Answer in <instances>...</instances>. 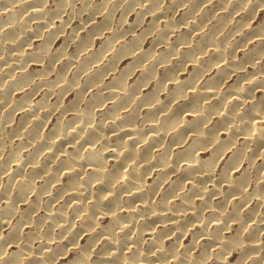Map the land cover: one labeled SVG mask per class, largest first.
Wrapping results in <instances>:
<instances>
[{"label": "bare ground", "instance_id": "obj_1", "mask_svg": "<svg viewBox=\"0 0 264 264\" xmlns=\"http://www.w3.org/2000/svg\"><path fill=\"white\" fill-rule=\"evenodd\" d=\"M76 1L0 0V264H264V0Z\"/></svg>", "mask_w": 264, "mask_h": 264}, {"label": "rangeland", "instance_id": "obj_2", "mask_svg": "<svg viewBox=\"0 0 264 264\" xmlns=\"http://www.w3.org/2000/svg\"><path fill=\"white\" fill-rule=\"evenodd\" d=\"M82 1L84 2L85 0H79V1H76V3H75L76 6H74V7H75V8H74V11H75V12L78 11L79 8H81V4H83ZM93 2H95V0H93ZM49 5H50V3H49ZM49 5H48V6H49ZM83 16H84V14H83ZM84 18H86V16H85ZM116 18H117V17H116ZM174 18H175L176 20L178 19L177 16H175ZM261 18H262V16L259 17V18L256 20V22L259 23V21H260ZM135 19H136V18H135V15L132 14V13H130V14L128 15V17H127V20H126V23H125L126 25H125L124 29L126 30V28L129 27V24H131ZM77 23H78V22L75 20V21H73L70 25H72V27H74V26L77 25ZM257 23H256V24H257ZM70 25H69V26H70ZM147 40H148V41H147ZM149 40H150V39H148V38L145 40V43H144L145 45H144V46L147 47V45H148L149 42H150ZM146 41H147V42H146ZM96 42H97V43H100V40H96ZM146 43H147V45H146ZM55 45L58 46V45H60V43L57 42V44L55 43ZM55 45H54V46H55ZM54 48H55V47H54ZM72 49H73V48H72V46H71V47L69 48V52H71ZM124 65H125V63H124L122 66H124ZM29 67H30L31 69H30ZM29 67H28V68H29L30 70H32V69L37 68L38 66H37V65H35V66H34V65H33V66L31 65V66H29ZM33 67H34V68H33ZM37 69H38V68H37ZM189 69H190V67L188 68L187 71H189ZM185 76H186V75H184V76H182V77H185ZM36 99H38L37 96H36ZM36 99H35L34 101H36ZM50 125H52V123H50ZM50 125L48 126V129L50 128ZM71 252H72V251H71ZM71 252H68V253H66L63 257H60L59 260L57 261V264H67L69 261L71 262V261L73 260L72 258L74 257V254H71ZM72 253H73V252H72ZM64 257H65V258H64ZM61 259H62V261H60ZM91 259H92V260H96V257L94 258V256H92ZM65 260H66V261H65ZM232 260H233V258H232ZM68 264H70V263H68Z\"/></svg>", "mask_w": 264, "mask_h": 264}]
</instances>
